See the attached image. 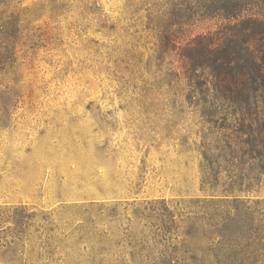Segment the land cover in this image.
<instances>
[{
  "label": "rangeland",
  "instance_id": "1",
  "mask_svg": "<svg viewBox=\"0 0 264 264\" xmlns=\"http://www.w3.org/2000/svg\"><path fill=\"white\" fill-rule=\"evenodd\" d=\"M159 11L167 0H0V264H152L163 207L202 195L203 112L171 75Z\"/></svg>",
  "mask_w": 264,
  "mask_h": 264
},
{
  "label": "trees",
  "instance_id": "2",
  "mask_svg": "<svg viewBox=\"0 0 264 264\" xmlns=\"http://www.w3.org/2000/svg\"><path fill=\"white\" fill-rule=\"evenodd\" d=\"M151 20L179 53L171 75L206 129L197 145L202 195L178 213L163 207L164 248L152 264H264V0H167ZM208 20L221 23L191 30ZM228 109L239 114L233 123ZM173 233L179 243H170Z\"/></svg>",
  "mask_w": 264,
  "mask_h": 264
}]
</instances>
